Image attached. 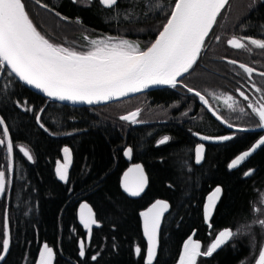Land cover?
I'll return each instance as SVG.
<instances>
[{
	"label": "trees",
	"instance_id": "obj_1",
	"mask_svg": "<svg viewBox=\"0 0 264 264\" xmlns=\"http://www.w3.org/2000/svg\"><path fill=\"white\" fill-rule=\"evenodd\" d=\"M22 2L29 15L48 11L60 16L52 19L54 26L63 25L65 18L80 19L94 31L139 38L144 48L166 22L174 4V0H118L115 9H110L98 2L90 6L72 0ZM233 2L229 0L212 29L221 34L222 45L213 47L205 40L203 50L207 45L227 58L256 62L260 68L263 58L254 52H230L226 40L236 29L264 39V1ZM39 16L35 14L45 19ZM44 35L53 43L65 42L54 30ZM218 88L225 90L223 81ZM142 98L145 104L138 101ZM148 99L147 93H142L100 107L67 106L42 98L12 74L0 73V117L13 142L12 157L0 145V171L10 180L0 197V239L4 238L5 220L10 230V248L2 264H35L44 243L55 251L54 264H146L147 240L140 213L159 198L167 200L170 209L163 218L154 264H177L183 244L191 236L205 249L222 229L237 231L246 224L258 228L252 221L262 217L254 209L264 187V146L237 169H228L226 164L233 152L244 148L237 143L214 146L202 163H196L191 134L195 125L181 124L178 119L169 125L132 126L121 119L124 111L146 109ZM201 123V128L213 127L205 118ZM164 136L170 139L159 144ZM20 146L27 148L33 160L27 159ZM64 147L72 152L67 183L55 173ZM128 148L132 149V161L141 162L149 176V185L139 197L130 196L121 185L130 164L125 155ZM8 163L13 165L12 172ZM251 169L253 172L245 175ZM218 186L222 195L209 223L204 205L207 195ZM83 203L90 204L98 221L90 239L79 222ZM81 240L85 242L83 257L79 255ZM137 246L142 249L140 256L135 254ZM250 253L246 236L235 234L211 257H199L197 264H240Z\"/></svg>",
	"mask_w": 264,
	"mask_h": 264
},
{
	"label": "snow or ice",
	"instance_id": "obj_2",
	"mask_svg": "<svg viewBox=\"0 0 264 264\" xmlns=\"http://www.w3.org/2000/svg\"><path fill=\"white\" fill-rule=\"evenodd\" d=\"M100 2L102 6L110 9H115L118 4V0H100ZM228 2L229 0H174L172 10L162 30L150 46L142 49L139 42L112 36L97 39L85 37L90 47L86 51H78L55 44L46 38L33 24L22 0H0V73L14 74L20 81L40 90L50 98L89 105L125 97L130 93H138L152 86L168 85L176 88L178 78L188 73L197 62L206 38ZM37 3H40V0H37ZM43 6L46 7V5ZM244 39L264 49V40L259 39L233 37L228 43L233 48L244 49L246 47V44L242 42ZM230 63L236 64L237 61L233 60ZM239 67L244 69L249 76L255 71L254 68L244 64H240ZM260 75L264 76V72ZM187 91L191 93L195 90L187 88ZM256 91L260 92L261 89L256 88ZM195 95L204 104H208L199 92H195ZM240 95L245 100L249 99L244 92H240ZM229 101H233V97L229 96L225 100L227 107L233 109L234 102L229 103ZM261 101L258 107L252 105L248 107L258 117V127L264 129V97ZM240 111L244 112L245 109L241 108ZM139 114L137 110L122 116L121 119L137 123ZM228 126L232 127L231 124ZM0 132L7 138L0 139V145L6 146L10 156L13 153V142L3 117H0ZM232 138V136H222L215 139L228 141ZM169 139L170 137L164 136L159 144H164ZM201 139L213 138L203 136ZM261 146H264V138L259 139L251 151H245L233 159L229 168H237ZM21 151L28 160H33L27 148H22ZM204 151L203 144L195 148L197 163L203 159ZM62 153L63 162L57 161L55 173L60 181L67 183L69 169L72 165V152L69 147H64ZM131 154L132 149L128 148L125 155L131 157ZM250 174V172L245 173V175ZM147 183V176L139 164L130 167L123 175V189L132 197L141 196ZM8 184L10 180L7 179L5 171H0V196L4 195ZM221 193L222 189L218 186L207 197L204 211L209 223ZM169 207L166 201L156 200L140 213L143 217V234L147 238L146 264H154L159 247L161 220ZM254 211L259 212L260 209L256 208ZM79 219L84 228L88 230L87 234L90 239L92 228L98 225V221L88 204L80 206ZM252 224H259L264 228V219L253 220ZM233 235L235 233L229 228L220 230L214 242L204 251H201L202 245L199 242L188 239L183 244L178 264H197L199 257H211ZM3 237L0 239V253H2L0 261L5 259L10 248L7 220H5ZM79 247V255L85 256L83 240L79 242ZM141 252V247L137 246L135 254L140 256ZM54 259V249L44 243L42 250L38 253V264H54ZM92 259L96 260L97 257L93 256ZM256 264H264V248L260 250Z\"/></svg>",
	"mask_w": 264,
	"mask_h": 264
},
{
	"label": "flooded vegetation",
	"instance_id": "obj_3",
	"mask_svg": "<svg viewBox=\"0 0 264 264\" xmlns=\"http://www.w3.org/2000/svg\"><path fill=\"white\" fill-rule=\"evenodd\" d=\"M72 1L74 2V0ZM261 1H264V0H261ZM78 2L80 4V1L78 0H75L74 3L76 4ZM96 2H98V4H101L100 0H87L86 2L82 4L86 6H90L91 3H96ZM72 22H77V21L74 20ZM79 22L81 25L84 26V28H87L88 31L92 33V35L97 34V33H101V34L105 33V32L94 31L93 29H90L87 25L82 24L80 19H79ZM221 37L222 36L219 32L216 33L212 31L206 40H208L207 42L210 43V46L212 45L214 47L219 44L222 45L220 43ZM233 37H236V38L247 37V38L255 39V38H252L251 36L242 34L240 29H236L234 33L229 35V37L226 40V44L229 47L228 49L230 52L241 51L244 53L246 50V48L244 49L233 48L228 43V41L232 39ZM242 42L246 43V42H250V40L244 39L242 40ZM248 53H252V51H248ZM238 58H231V57L227 58V56L219 54V52L216 50H209L207 45H205L204 50L201 52L193 69H191V71H189V73L186 76L178 80V84L176 88H172L169 86L165 88H158L157 90L154 89L147 93V95L149 96V99H148L149 105H152L154 109L157 108V106L162 107L163 110L169 109V112L165 114V116H161L160 118H157V119L151 118L150 120L149 119L142 120L138 116L137 121L143 122L142 124H138V125H146V124L147 126L148 125L154 126L157 124L158 125L159 124L169 125V124H172L171 122L173 120H178V119H180L179 122L181 124H191V125H195L194 123L199 124V125H195V127L197 129H202V130L194 129L191 133L194 137V154L193 155H194L195 162H196L195 148L200 144H203L205 146V151H204L203 159L199 163H202L204 161V159L206 158L207 152L209 150H212V147L214 146H220V145L229 146V145H233L236 143L244 146V148L240 149L239 151L233 152V154L229 157V160H228V163H230V161L236 155H238L239 152H243L245 149L249 148L258 138L263 136L264 131L252 130V131H242L241 132V131L231 130L224 124H220V122L214 118V116L209 111V109H207V107L204 106L203 101H201L200 98L195 95V92H199L202 96H204L205 99L208 101L209 105L211 106V108L214 109L217 113L221 114V116H223V118L228 122L227 124H231L232 126H237L241 128L243 127L246 129L259 128L258 127V117L252 112L251 108H249L248 105H252L253 107H258L259 103L262 102L261 98L264 97V84L261 82V78H264V76H261L260 73L264 72V70L262 69L261 66L259 68L256 62L248 63ZM233 60L237 62L239 61L240 63L247 64L250 67L254 68L255 71L253 72L251 76H249L244 71V69L238 66L237 63L236 64L230 63V61H233ZM226 65H228L229 67L232 66L233 69L227 68ZM214 71H216V73H214ZM203 75L211 76L212 78L211 81H213L214 85L213 86L210 85V87L212 90H214L213 92L215 91L220 92L218 88L219 82L223 81L225 90L228 92L230 91V93H233L236 95V97L238 98L237 103L240 104L245 109L244 111L245 116H243V119L237 118L235 114L233 113L228 115L226 114V112H222L223 110L221 109V107L217 103H215L214 100L210 98L209 95L205 92L204 90L205 83L202 80ZM185 85H187V87H185ZM253 85H255V87H253ZM187 88H192L195 91L190 93L187 91ZM256 88H260L261 91L257 92ZM240 92H244V94L248 96L249 99L245 100L244 97L240 95ZM161 99H165V100L163 101ZM160 103H163L166 105L160 106L158 105ZM140 109H141L140 107H136L134 109L127 111V113L134 111V110L136 111L139 110V112H141ZM231 112H234V111H231ZM204 118L210 121L211 125L213 126L211 130L201 128L200 125L202 124L201 122L204 121ZM127 122L131 124L132 126H137L134 123H131L129 121ZM194 133H200V134L207 135V136L233 135L232 136L233 138L228 141H223L222 143L221 142L219 143L205 142L201 140L200 138H198ZM255 153L253 152V154ZM253 154L249 156V158L245 160L243 163L249 161V159L253 156ZM131 157L129 158L127 157V160L130 162V164L138 163V162H133ZM228 163H226L227 167L228 169H231L229 168ZM243 163L239 167H241Z\"/></svg>",
	"mask_w": 264,
	"mask_h": 264
},
{
	"label": "rangeland",
	"instance_id": "obj_4",
	"mask_svg": "<svg viewBox=\"0 0 264 264\" xmlns=\"http://www.w3.org/2000/svg\"><path fill=\"white\" fill-rule=\"evenodd\" d=\"M78 1H80V4H82V3L86 2L87 0H78ZM235 1L236 0H234V2ZM253 1L258 2V1H261V0H253ZM234 2L232 4H234ZM230 5H231V2H230ZM230 8H232V5H231V7H229V9ZM45 11H47V10H45ZM35 14L37 16L40 15V13H35ZM35 14L33 13L31 15V13H30L29 17L33 21V24L37 27V29L43 35L45 34L46 31L54 30L65 41V42H59V43H55V44L63 45L65 47H70V48H73V49L78 50V51H86L90 47L89 41L86 40L85 37H88L89 39L103 38L105 36L119 37V38L127 39L129 41L139 42L142 49L145 46V44L142 43V41H140L139 38H130V37H125V36H115L113 34L111 35V34H108V33H102V34L101 33H97V34L92 35V33L89 32L87 28H84V26L81 25L80 22H72V21H68V20L65 19L63 25L54 26L53 24H51L52 23V19L53 18L56 19V18L60 17V16H58L55 13H49L48 11H47V13H41V16H39V17L45 18L43 20H41L39 18H36ZM46 20H50V21L47 22ZM157 33H158V31H157ZM259 40H264V39H259ZM150 44L151 43L149 42V44L146 45V46H149ZM245 44H246L245 52L252 51V53L254 52L255 55L260 56L264 60V49H260V48L256 47L255 45H252L250 42H246ZM262 64H264V62ZM223 68H225V67H223ZM214 73H216V71H214ZM202 80L206 84V85L204 84L205 92L209 95L210 98H212L214 100L215 103H217L221 107V109L223 110L222 112H226V114H228V115L233 113V114H235V116L237 118L243 119V116H245L244 115L245 112H241L240 111V109L243 108V107L240 104L237 103L238 98L236 97L235 94L230 93V91L228 92L226 90H223V91H220V92H216V91L213 92L214 90H212L211 87H210V85H212V86L214 85L213 81H211L212 80L211 76H204L203 75ZM261 82L264 84V78H261ZM229 96L233 97V101H229V103L234 102V108L233 109L228 108L226 103H225V100ZM138 101L139 102L142 101L141 103L145 104V99L144 98H142L141 100H138ZM146 105H147L146 109H144V110H142V108L140 109L141 112H140L139 118L142 119V120H147V119L150 120L151 118L152 119H157V118H160L161 116H165V114H167L169 112V109L168 110H163L162 107H158V106H157V108L154 109V107L152 105H149V104H146ZM134 108H136V107H134ZM134 108H132V109H134ZM228 111H230V112H228ZM231 111H234V112H231ZM126 113H127V111L126 112L124 111V113H122L120 115V117H122ZM194 124L195 125H199V124H196V123H194ZM162 138H160V139H162ZM0 139H7V138H5L3 136L2 132L0 134ZM160 139L158 141H160ZM20 147L24 148L23 146H20ZM3 148H4V151L7 152L6 146H3ZM59 161L63 162L62 159L59 160ZM8 164H9L8 171L12 172L13 165L10 164V163H8ZM6 177H7V179L9 178L8 176H6ZM210 194H211V192L207 195V197ZM206 204H207V199H206V202H205L204 206H206ZM257 208H259L260 211L259 212L255 211V213L258 214V215L260 214L259 217L262 216L260 219H264V187L259 193V198H258V201H257ZM251 226L252 225H250V224L242 225V226L238 227L239 229L237 231H234L231 228H229L236 234V236L237 235H239L240 237L246 236L247 246H249V248L251 250V253H250L249 257L247 259H245L244 261H242L240 264H255V262L258 259V254H259L260 250L264 246V228H262L259 224H257V225L255 224V227H258V228H255V229H253ZM217 235H218V233H217ZM190 238L192 240H194V241H197L192 236ZM215 238H214V240H215ZM214 240L212 242H214ZM205 249L201 248V251H204ZM41 250H42V247H41ZM250 260H251V262L249 263ZM35 264H38V258H37Z\"/></svg>",
	"mask_w": 264,
	"mask_h": 264
},
{
	"label": "water",
	"instance_id": "obj_5",
	"mask_svg": "<svg viewBox=\"0 0 264 264\" xmlns=\"http://www.w3.org/2000/svg\"><path fill=\"white\" fill-rule=\"evenodd\" d=\"M160 30H162V27H161V29ZM158 33H159V31H158ZM158 33L156 34V36H155V38L153 39V41L152 42H154L155 41V39L157 38V36H158ZM152 42H150V43H152ZM150 46V45H149ZM237 64H238V66L240 65V64H244V63H240L239 61L237 62ZM244 65H246V66H248V67H250L249 65H247V64H244ZM186 74V73H185ZM184 74V75H185ZM13 76H14V74H12ZM183 75V76H184ZM183 76H181V77H179L178 78V80L179 79H181ZM15 77V76H14ZM19 82H21L24 86H26L27 88H29L30 90H32V91H34L35 93H37L38 95H40V96H42V98L44 97L45 99H47V100H51V101H54V102H57V103H60V104H62V105H67V106H73V107H100V106H104V105H107V104H111V103H116V101H120V100H124V99H128V98H131V97H133V96H136V95H138V94H142V93H148V92H150V91H152V90H154V89H158V88H165V87H169L168 85H158V86H152V87H149L148 89H145V90H143V91H141V92H138V93H130L128 96H125V97H120V98H117V99H113V100H111V101H107V102H100V103H94V104H92V105H89V104H87V103H82V102H76V103H73V102H71V101H59V100H56V99H53V98H50V97H48L45 93H43V92H41L40 90H38V89H35L34 87H32V86H30V85H27V84H25L23 81H20L19 80V78H17V77H15ZM204 106H206L207 107V109H209V111L212 113V115L219 121V122H221L222 124H224L225 126H227L229 129H231V130H236V131H252V130H257V131H264V129H261L260 127L259 128H253V129H246V128H241V127H237V126H232V127H229L228 125L229 124H227V123H225L224 121V119L214 110V109H212L211 108V106L209 105V103L208 104H204ZM134 111H136V110H134ZM134 111H131V112H128L127 114H124L123 116H125V115H128V114H130V113H132V112H134ZM130 122V121H129ZM143 122H140V121H138L137 123H134L135 125H137L138 126V124H142ZM241 129H246V130H241ZM198 138H200L201 139V137H203V136H207V135H203V134H200V133H198L199 135H197V133H194ZM222 136H233V135H221V136H208V137H212L213 139H210V140H203V139H201V140H203V141H205V142H213V143H219V142H223V141H221V140H217V139H215V138H217V137H222ZM261 138H264V135L263 136H261L260 138H258L249 148H247V149H245L243 152H245V151H251V149L254 147V145L259 141V139H261ZM258 149H256V151H257ZM243 152H239V154L238 155H236L233 159H235L237 156H239V155H241ZM254 153H255V151H254ZM252 154H253V152H252ZM251 154V155H252ZM250 155V156H251ZM11 157H12V154H11ZM128 158H129V156H127ZM249 157H247L245 160H247ZM232 159V160H233ZM231 160V161H232ZM244 160V161H245ZM231 161H230V163H231ZM243 161V162H244ZM242 162V163H243ZM230 163H228V164H230ZM241 163V164H242ZM137 164H139V165H141L142 167H143V169H144V173H145V175L147 176V179H148V183H147V186H146V188H145V191H146V189H147V187H148V185H149V176H148V174H147V172H146V169L144 168V166H143V164L142 163H140V162H138V163H131L127 168H126V170L123 172V175H124V173L130 168V167H133V166H135V165H137ZM240 164V165H241ZM240 165H238V167L240 166ZM249 172L250 173H252L253 172V169H251V170H249ZM249 172H247V173H249ZM123 175H122V178H121V185L123 184ZM122 188H123V186H122ZM124 190V189H123ZM144 191V192H145ZM128 194V193H127ZM143 194V193H142ZM1 197V196H0ZM156 200H163V201H166L168 204H169V202L167 201V200H165V199H161V198H159V199H156ZM156 200H154L152 203H154ZM151 203V204H152ZM83 204H85V203H83ZM86 204H88V203H86ZM151 204L148 206V207H150L151 206ZM89 206H90V204H88ZM169 206H170V204H169ZM147 207V208H148ZM90 208H91V206H90ZM146 208V209H147ZM92 209V208H91ZM145 209V210H146ZM169 209H170V207H169ZM169 209H168V211H169ZM93 210V209H92ZM145 210H143V211H145ZM142 211V212H143ZM167 211V212H168ZM167 212H165L164 213V216H165V214L167 213ZM79 216H80V208H79ZM164 216L162 217V220H161V225H160V230H161V226H162V222H163V218H164ZM142 217V216H141ZM79 222H80V219H79ZM81 223V222H80ZM82 224V223H81ZM142 224H143V217H142ZM83 225V224H82ZM5 227V226H4ZM160 230H159V236H160ZM7 231H8V233L10 234V230H9V226H8V221H7ZM146 238V237H145ZM89 239V238H88ZM146 240H147V238H146ZM263 248H264V246H263ZM2 254V253H1ZM8 254V253H7ZM7 254L5 255V257L7 256ZM5 260V259H4ZM3 260V261H4ZM179 260V259H178ZM3 261H0V264H2L3 263ZM146 261V260H145ZM178 264V263H177ZM255 264H256V262H255Z\"/></svg>",
	"mask_w": 264,
	"mask_h": 264
}]
</instances>
